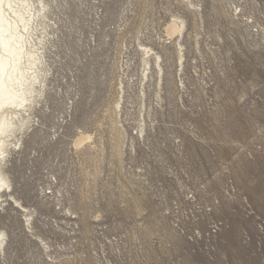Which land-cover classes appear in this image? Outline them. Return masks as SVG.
<instances>
[{
	"label": "rangeland",
	"instance_id": "obj_1",
	"mask_svg": "<svg viewBox=\"0 0 264 264\" xmlns=\"http://www.w3.org/2000/svg\"><path fill=\"white\" fill-rule=\"evenodd\" d=\"M29 2L0 264H264V0Z\"/></svg>",
	"mask_w": 264,
	"mask_h": 264
},
{
	"label": "bare ground",
	"instance_id": "obj_2",
	"mask_svg": "<svg viewBox=\"0 0 264 264\" xmlns=\"http://www.w3.org/2000/svg\"><path fill=\"white\" fill-rule=\"evenodd\" d=\"M32 7L29 0H0V203L2 204L3 190L11 188L2 165L9 155L10 146L14 145L12 139L16 131L23 128L29 120L25 116L35 104L37 86L44 83L39 71L41 54L31 41V24L37 15ZM181 27L172 24L168 32L173 35L180 32ZM29 221L30 219L27 218L26 222ZM5 238V232L0 231V250Z\"/></svg>",
	"mask_w": 264,
	"mask_h": 264
}]
</instances>
